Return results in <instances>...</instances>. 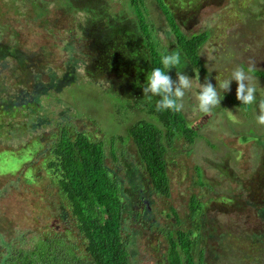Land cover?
I'll return each mask as SVG.
<instances>
[{"label": "rangeland", "instance_id": "rangeland-1", "mask_svg": "<svg viewBox=\"0 0 264 264\" xmlns=\"http://www.w3.org/2000/svg\"><path fill=\"white\" fill-rule=\"evenodd\" d=\"M143 1L158 46L178 50L156 1ZM161 1L186 35L208 32L199 48L203 75L178 50V70L192 80L182 113L198 137L189 145L178 136L167 148L166 195L152 192L129 136L136 121L156 117L147 107L161 97L144 99L151 69L128 0H0V254L4 240L14 252L49 246L67 264L88 257L59 174L48 166L65 131L100 143L122 181L132 264H166L167 232L177 228L189 233L201 264H264V126L256 121L264 0ZM250 62L257 103L244 107L231 99L235 80L230 91L219 85ZM168 74L178 79L175 67ZM206 80L222 100L204 115L196 96ZM192 196L200 202L194 213Z\"/></svg>", "mask_w": 264, "mask_h": 264}, {"label": "trees", "instance_id": "trees-1", "mask_svg": "<svg viewBox=\"0 0 264 264\" xmlns=\"http://www.w3.org/2000/svg\"><path fill=\"white\" fill-rule=\"evenodd\" d=\"M155 1L168 26L167 33L175 41L177 49L190 66L199 72L197 75H203L205 68L199 56V48L207 40L208 32L186 35L162 1ZM126 5L142 37L150 69L163 68L161 58L169 52L161 45L158 46L152 34L153 24L145 18L144 1L128 0ZM70 64L74 65V62ZM33 81L37 85L36 80ZM35 91H30L34 97ZM231 99L239 106H248L242 105L236 96H232ZM147 108L152 112L146 111L156 117L136 121L129 129V136L136 145L139 162L150 182L152 192L166 195L167 148L173 145L178 136L192 145L198 137V131L187 124L182 111H158L151 106ZM52 154L54 157L48 166L53 167L59 174L57 181L60 189L70 203L79 231L86 238L85 249L88 257L85 259L76 257L74 264H132L129 254L130 235L123 231L125 200H122L121 194L122 181L117 179L112 169L106 165L101 144L90 140L83 133H77L72 139L62 131L52 147ZM199 204V200L192 196L191 213L198 209ZM167 233L169 249L166 264H201L191 253L192 239L187 231L177 228L176 231L168 230ZM2 243L7 252L0 254V264H67L68 261L66 258L63 260V255L54 252L55 250H51L49 246L23 253L13 251L12 241L3 240Z\"/></svg>", "mask_w": 264, "mask_h": 264}, {"label": "clouds", "instance_id": "clouds-1", "mask_svg": "<svg viewBox=\"0 0 264 264\" xmlns=\"http://www.w3.org/2000/svg\"><path fill=\"white\" fill-rule=\"evenodd\" d=\"M163 68L154 67L147 76V82L143 87L144 99L151 101L153 97L159 96L161 99L156 100V108L160 110H172L180 112L184 109L183 98L186 90L192 89V80L181 68V53L173 50L168 54H164L161 58ZM177 69V80L168 74V70ZM165 69L167 71H165ZM254 66L250 62L247 70L244 67H236L231 79L224 80L219 87L223 92L230 91L232 80L237 82L236 98L242 105H251L257 103L256 88L250 83ZM198 101V110L205 114H212L217 106L221 105V96L217 91V87L210 81L200 85L199 94L196 96ZM259 112L256 121L259 125L264 126V99L258 103Z\"/></svg>", "mask_w": 264, "mask_h": 264}]
</instances>
